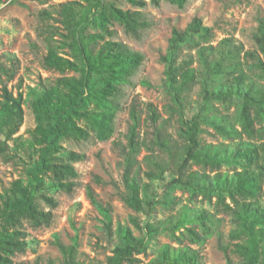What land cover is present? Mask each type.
I'll return each instance as SVG.
<instances>
[{"label": "trees", "instance_id": "trees-1", "mask_svg": "<svg viewBox=\"0 0 264 264\" xmlns=\"http://www.w3.org/2000/svg\"><path fill=\"white\" fill-rule=\"evenodd\" d=\"M128 1L139 8L147 4V0ZM151 1L159 5L161 0ZM168 1L183 7L188 0ZM60 5L61 22L67 31L63 43L68 52L62 54L51 46L44 62L64 74L67 71L76 74L62 75L43 90L30 87L25 97L21 86L17 94L8 87L18 74L16 56L9 54L11 66L0 64V157H12L11 141L18 138L15 135L24 123L27 99L37 122L31 132L32 145L39 146V157L27 169L26 180L18 178L5 192L0 191V264H14V255L35 242L26 237L24 220H30L34 226L52 221V210L43 209L38 197L56 207V199L47 193L71 192L76 185L70 180L78 175L73 162L84 155L66 149L61 141L66 137L86 140L92 131L101 140L109 139L119 109L115 97L145 60L143 53L130 49L122 41L106 38L114 34L108 28L111 20L140 37L141 30L150 25L141 9H123L107 0H68ZM97 25L102 32L91 31ZM214 36L213 27L205 25L200 17H194L184 29H173L167 51L161 55L165 65L162 86L170 98L165 106L169 117L163 118L153 103L147 104L146 120L154 128L151 140L141 137L140 108L136 104L131 108L128 143L120 148L125 185L121 197L138 212L152 213L162 203L158 196L146 192L148 183L142 179L138 155L146 146L152 150L146 156L149 164L146 176L152 181L163 179L172 170L175 176L167 184L163 203L180 206L176 213L156 223L148 220L142 226L133 219L139 230L146 229L140 236L124 226L120 244L107 257L108 264L140 263L138 255L147 253L159 234L168 235L176 245L161 244L156 255L145 264H204L200 249L185 244V239L202 244L213 234L227 254V264H264V58L261 55L264 54V16H259L254 33L258 49H246L233 36L213 44ZM184 49L196 50L197 60L193 56L183 59ZM198 84L201 98L198 111L188 119L185 115L189 94ZM175 116L180 124L177 138L166 131V124ZM205 126L212 127L223 140L204 141ZM157 150L166 154L167 159L156 156ZM194 164L203 170L193 169ZM176 189L188 192L190 203L202 197L214 211L181 204L173 194ZM87 195L104 215L105 227L111 233L112 208L98 198L90 185ZM218 212L229 216V242L224 241L221 228L224 218L218 217ZM55 241L63 259L58 262L50 258L47 264H81L77 237L70 245L58 236ZM229 252L239 261L234 262Z\"/></svg>", "mask_w": 264, "mask_h": 264}, {"label": "rangeland", "instance_id": "rangeland-1", "mask_svg": "<svg viewBox=\"0 0 264 264\" xmlns=\"http://www.w3.org/2000/svg\"><path fill=\"white\" fill-rule=\"evenodd\" d=\"M68 0H0V64L11 66L9 54L16 56L18 74L8 87L18 93L21 91L24 96L30 87H37L40 90L54 84L56 79L62 75L76 74L73 71L64 73L49 68L45 65L44 58L49 48L54 46L64 54L68 48L63 43L64 34L67 32L61 22V3ZM123 9H141L150 21V25L141 30L140 37L128 33L123 25L111 20L108 28L114 31L113 35H106V38L119 40L125 43L130 49L144 54L145 60L137 69L130 81L121 85V93L115 97L119 109L114 120V133L107 140H101L96 132L92 131L91 136L86 140H78L66 137L61 144L68 150L77 151L84 155L83 159L73 162L78 171L76 177L70 180L76 182L71 192L58 190L48 192L57 201V206L52 207L44 198L38 197L39 205L45 210H52L53 218L49 224L34 226L26 219L23 228L27 232L28 239L35 242L25 250L17 252L14 257V264H47L50 258L62 261L63 254L56 244L57 236L60 240L70 245L74 237L78 238V260L81 264H108L107 257L112 254L113 249L121 242V231L124 226L132 228L136 235L145 234L146 229H140L134 224L136 219L142 226L146 221L158 222L176 213L178 206L172 207L163 203L167 184L173 179L175 173L172 170L166 172L163 179L150 180L145 171L149 169L146 156L152 150L143 146L139 155L143 182L148 183V194L158 196L162 203L156 205L152 213L138 212L130 208L123 201L121 192L125 190L124 166L121 146L127 145V134L132 122L130 111L133 104H136L142 115L140 134L141 137L151 140L154 136L153 126L149 120L147 104L153 103L161 112L163 118L169 114L165 109L170 102L169 96L163 89L165 78V65L161 61V55L165 54L169 40L174 28L184 29L194 17H200L205 25L214 29L215 36L212 43L217 44L225 37L233 36L241 42L246 49H258L254 39V33L258 26L259 16H264V0H188L183 7H180L168 0H161L159 5H154L147 0L146 6L139 8L128 0H107ZM48 13H44V11ZM91 31L102 32L99 25L93 26ZM264 58V54H261ZM193 56L197 60L196 50L184 49L182 58ZM198 63L195 61L194 66ZM144 82H149L148 85ZM0 84V93L1 91ZM200 85H196L189 94V106L186 109V118H191L198 111L200 101ZM30 99L24 104L25 119L20 131L15 135L16 140L11 141L10 159L0 157V191L5 192L18 178L26 180L27 169L32 166L39 157L38 145H32V130L36 127V118L33 113ZM222 111L225 108L218 104ZM234 107L230 109L232 113ZM178 117H173L166 124V131L177 138L179 127ZM84 124L83 121H80ZM206 131L202 137L206 142L219 143L223 139L210 126H205ZM167 159V155L156 151V156ZM244 163L240 161V164ZM193 169L203 170L202 166L192 165ZM90 185L98 198L105 205L112 208V232L109 233L105 227V217L101 211L92 203L87 195V187ZM181 204L203 206L212 211L207 202L199 197L196 203H190L189 193L176 189L173 193ZM223 217L222 230L225 233V242H229L227 236L231 224L229 216L223 212L217 213ZM163 243L176 242L166 234H159L152 241L147 253L138 257L141 262L147 263L156 255L158 247ZM185 244L199 248L204 255V264H227V254L219 247L216 234L208 237L202 244L194 243L185 239ZM234 262L239 258L229 252Z\"/></svg>", "mask_w": 264, "mask_h": 264}]
</instances>
